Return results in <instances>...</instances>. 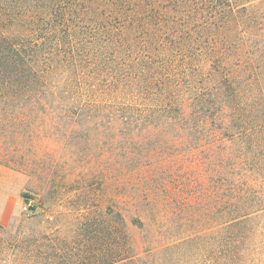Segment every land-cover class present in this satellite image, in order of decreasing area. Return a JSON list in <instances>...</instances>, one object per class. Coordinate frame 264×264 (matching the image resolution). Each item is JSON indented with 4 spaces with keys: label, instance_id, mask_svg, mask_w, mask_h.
I'll return each mask as SVG.
<instances>
[{
    "label": "trees",
    "instance_id": "16d2710c",
    "mask_svg": "<svg viewBox=\"0 0 264 264\" xmlns=\"http://www.w3.org/2000/svg\"><path fill=\"white\" fill-rule=\"evenodd\" d=\"M48 107L141 127L131 141L221 140L248 169L212 171L216 199L264 211V0H0V126Z\"/></svg>",
    "mask_w": 264,
    "mask_h": 264
},
{
    "label": "rangeland",
    "instance_id": "374dc122",
    "mask_svg": "<svg viewBox=\"0 0 264 264\" xmlns=\"http://www.w3.org/2000/svg\"><path fill=\"white\" fill-rule=\"evenodd\" d=\"M94 96L103 111L111 105L109 93ZM7 116L0 264H264V211L234 212L209 181L212 171L248 169L225 164V142L191 150L154 127L133 142L141 127L92 112L73 122L60 108ZM259 146L253 171H264Z\"/></svg>",
    "mask_w": 264,
    "mask_h": 264
},
{
    "label": "built area",
    "instance_id": "2783aa9c",
    "mask_svg": "<svg viewBox=\"0 0 264 264\" xmlns=\"http://www.w3.org/2000/svg\"><path fill=\"white\" fill-rule=\"evenodd\" d=\"M31 206H32V201L28 199L27 203L24 205L23 209L28 210V208H30Z\"/></svg>",
    "mask_w": 264,
    "mask_h": 264
},
{
    "label": "crops",
    "instance_id": "0c3cea01",
    "mask_svg": "<svg viewBox=\"0 0 264 264\" xmlns=\"http://www.w3.org/2000/svg\"><path fill=\"white\" fill-rule=\"evenodd\" d=\"M20 181H21V178H20Z\"/></svg>",
    "mask_w": 264,
    "mask_h": 264
}]
</instances>
